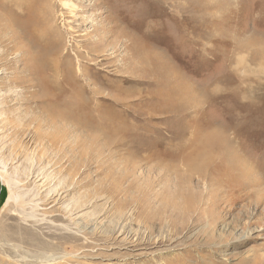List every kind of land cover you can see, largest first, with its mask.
Masks as SVG:
<instances>
[{"label":"rangeland","instance_id":"1","mask_svg":"<svg viewBox=\"0 0 264 264\" xmlns=\"http://www.w3.org/2000/svg\"><path fill=\"white\" fill-rule=\"evenodd\" d=\"M49 36L83 73L76 114L42 97ZM259 177L264 0H0V226L54 244L1 260L264 264L254 206L244 233L235 202L216 244L200 214L219 183Z\"/></svg>","mask_w":264,"mask_h":264},{"label":"bare ground","instance_id":"2","mask_svg":"<svg viewBox=\"0 0 264 264\" xmlns=\"http://www.w3.org/2000/svg\"><path fill=\"white\" fill-rule=\"evenodd\" d=\"M60 41L61 40H59L58 38H57V40H54V38L50 39V36H49L48 42L42 40V52H45V54L42 53V76L40 75V78L42 79V81H41L42 82V97L43 96H53L54 97L53 93L60 92L62 96L60 95L61 97L59 96L56 98V100L53 101V103L56 104L54 106L56 108H59V107H57V105H58V106H61L62 111H68V113H71V112L75 113L80 108V107H75V104H76L79 96L81 95L80 92L83 89L82 87H76V85H75L76 80H78V79H76V77H77V73H80V75H82L83 73H82V71L76 72L74 69H72L71 61H70L69 57H66L64 59V62L58 61V49H59V46L61 45ZM45 50H47L48 53ZM74 55L77 57V53H75ZM134 65H135V60H134ZM38 69L39 68L37 67L36 70H38ZM84 80L86 82L88 81V79L86 77H84ZM178 85L179 84H177V86ZM176 88H178V87H176ZM61 98H65V101L61 100ZM46 102H47V100H46ZM65 109H67V110H65ZM52 118H54V117L52 116ZM64 118L66 120L74 119V115H71V114L66 115V116H64ZM29 121H31V120H29ZM55 129H57V128H55ZM59 135H60V132H59ZM50 136H51V134H50ZM42 139H44V138H42ZM56 149H57V147H56ZM241 162H243V161H241ZM240 165L242 166V164H239V166ZM239 166H237V167H239ZM247 166H248V164H247ZM244 167H245V165H244ZM239 170H240L241 174L244 171L243 167L242 168L239 167ZM26 174H28V173H26ZM250 175H252V174H250ZM28 176H29V174H28ZM238 176H240V175L238 174ZM247 176H246V178H247ZM243 177H244V175H243ZM263 180L260 177H259V180L258 179L257 180L252 179L251 181L247 180V183L241 182L240 180L239 181L234 180L233 182L231 181L233 184L232 189H229V187H231V186L227 185L229 183L228 180H226L225 183L224 182L219 183L218 184V185H220L219 187H222V188L225 187V188L224 189L217 188V190L214 192V195L212 196L214 198L211 201L208 200V205L210 206V208L205 209V204H206L205 202L206 201L205 202L203 201L205 204L204 205L202 204L203 209H202V211H200L201 215L207 214L209 221L207 219L206 220H207V225H208L209 229L211 230L210 232H212V233L214 231L216 232V230H215L216 224L221 223L222 221H224L228 217L227 215L229 214V212L232 209V206L235 204V202H241V203L243 202V204L240 206V209H241L240 212L237 215H235V217L233 216L234 218H232V216H231L232 220L230 219L231 222H230V225H228V227H230V226L236 227V226L240 225V227L244 230V233H245V231H247L246 233H248L250 231L249 229H250L252 223H250V222H247L244 224L242 223L244 219H249L250 217L253 216L252 213H250L247 209L248 205L254 206L256 209V212H258L259 216L261 217V219L259 218L260 220H258L257 223H259L260 225H264V221L262 220V219H264L263 218L264 217L263 216L264 215V193H262V192H264ZM224 184H226V186ZM259 190H262V192H260ZM256 196H258L257 199H255ZM17 197L22 198L21 195H17ZM17 197L15 198L16 200H18ZM195 197L188 196L186 198L187 206L192 205V203L195 201V199H193V198H195ZM10 199H12V197H10ZM252 200H254V201H252ZM20 202H22V201L20 200ZM187 210H189V209H187ZM253 218H254V216H253ZM31 219H34V217ZM253 224H254V222H253ZM1 226H0V241H4L6 244L0 245V251H3L4 253H14L15 249L28 248V249H30V251L31 250L39 251V253L42 257V251H44V250L46 251L49 248H51L52 245H54V244H51L49 242H42V237L40 235L38 236L30 228H23V227H19V226H15V225H7L5 227H1ZM215 232L213 235H211L212 244H216L217 241L223 240V239H221L222 236L216 235ZM228 235H229V233H228ZM206 243L209 244L210 242L207 240ZM55 245H57V244H55ZM0 263H2V264H16L17 262L15 261L12 263V262H8L6 260L0 259Z\"/></svg>","mask_w":264,"mask_h":264}]
</instances>
